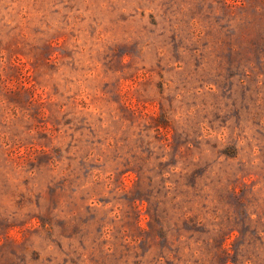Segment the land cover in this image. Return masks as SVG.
Here are the masks:
<instances>
[{
    "label": "rangeland",
    "instance_id": "rangeland-1",
    "mask_svg": "<svg viewBox=\"0 0 264 264\" xmlns=\"http://www.w3.org/2000/svg\"><path fill=\"white\" fill-rule=\"evenodd\" d=\"M0 264H264V0H0Z\"/></svg>",
    "mask_w": 264,
    "mask_h": 264
}]
</instances>
